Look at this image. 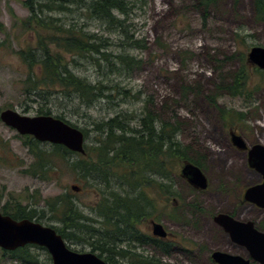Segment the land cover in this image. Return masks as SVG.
<instances>
[{"label":"rangeland","instance_id":"rangeland-1","mask_svg":"<svg viewBox=\"0 0 264 264\" xmlns=\"http://www.w3.org/2000/svg\"><path fill=\"white\" fill-rule=\"evenodd\" d=\"M24 1L0 0V21L8 31L7 34L0 33V114L12 106L11 109L23 115L36 116L38 103L24 102L22 97L28 68L17 54L18 50L36 43L35 33L15 20L29 15ZM146 2L144 10L133 17L136 37L144 38L146 47L143 45V49L131 51L141 61L132 73L107 75L86 63L75 67V72L91 83L119 84L129 90L131 97L117 94L115 100L100 99L92 107L67 96L51 97L48 102L56 112L54 115L63 116L81 129H88L86 144L92 146L97 145L98 137L101 138L93 124L116 115L133 116L136 121L132 122L133 117L130 121L134 125L148 108L162 121L180 122L179 140L188 147L191 163L208 176L207 191L192 199L190 187L179 179L182 162L162 157L154 162V167L142 162L132 167L113 168L108 173V184L86 182L70 168H65L51 181L31 177L23 172L30 161L28 150L23 146V136L0 119V204H5L9 198L26 204L35 195L44 199L63 194L68 189L85 215L102 221L92 208H99L101 198L108 196L106 192H121V176L126 175L134 189L140 188L150 203L149 218L138 225L141 232L150 235L151 221L160 220L158 222L169 231L179 235L177 239L185 245H193V252L182 253L173 249L166 256H160L147 244L136 252L153 256L160 264H211L208 255L212 248H229L212 222L211 213L217 209L232 211L238 198L237 177L242 175V180L248 184L259 179L258 174L247 169L246 161L244 167V163L232 160L236 151L229 146L233 143L242 149L239 144L243 142L250 151L256 145L264 146V82L254 68L249 80L253 84L246 86L253 91L246 97H232L230 85L233 74L242 66L243 55L247 59L253 47L264 48V20L258 18L254 0H215L208 7L202 5L201 0ZM89 30L100 32L95 22L91 23ZM133 95L140 96V99H134ZM222 110L243 113L245 118L228 125ZM232 135L241 140L233 139ZM78 159L76 155L70 158L71 161ZM156 169L163 178L153 171ZM169 170L177 174L174 182L168 177ZM169 186L179 193L175 198H178L181 210L177 212L173 211L172 198L166 191ZM193 200L206 206L207 214L196 217L188 208L195 203ZM235 216L256 218L250 210L236 212ZM66 243L75 251L93 252L88 243ZM36 251L42 259L48 253L41 249ZM0 264L21 263L12 260L0 248Z\"/></svg>","mask_w":264,"mask_h":264},{"label":"trees","instance_id":"trees-1","mask_svg":"<svg viewBox=\"0 0 264 264\" xmlns=\"http://www.w3.org/2000/svg\"><path fill=\"white\" fill-rule=\"evenodd\" d=\"M214 1L201 0L206 7ZM254 4L258 18L264 20V0H254ZM24 5L28 9V17L15 20L35 33L36 43L17 51L28 68L23 80L22 97L24 102L38 103L35 109L37 115H53L78 127L61 115H54L56 112L48 102L51 97L67 96L87 107L94 106L100 99L115 100L117 94L131 97L129 90L119 84L91 83L78 75L75 67L86 63L107 75L132 73L141 61L131 51L146 47L145 39L136 37L133 17L144 10L146 0H25ZM92 22L99 25L100 32L89 30ZM7 32L5 24L0 21V33ZM112 35L115 38L111 39ZM245 59L243 55L242 66L232 76V97H246L247 93L253 91L246 86L253 84L249 80L252 79L250 71L254 68L264 82V71L250 66ZM133 98L139 100L140 96L133 95ZM222 112L228 125L245 118L243 113ZM132 117L116 115L95 122L94 129L101 138L96 139L97 145L86 144L85 154L24 136L23 146L28 150L30 161L23 172L43 181H51L65 168H70L86 182L108 184V173L113 168L132 167L142 162L154 167V162L161 157L165 160L175 159V162L192 160L188 147L179 140L180 122L173 124L168 120L162 121L148 108L134 125L132 122L136 118L133 117L134 121L131 122ZM81 130L87 140L89 130ZM73 155L79 159L71 161ZM153 171L161 176L158 169ZM169 171L168 177L174 182L176 172ZM125 177L121 176L123 182L119 184L122 193L113 190L106 192L108 196L101 198L99 208H92L102 221L85 215L68 189L63 194L44 199L40 195L32 199L30 196L31 202L26 204L9 198L5 204H0V211L16 220H35L55 228L65 241L88 243L92 251L98 252L97 255L107 264H160L153 256L147 257L134 251V243L140 240L138 225L149 218L150 203L142 190L138 187L134 189L131 181ZM170 188H166L168 195H179ZM147 239L145 237L144 242ZM152 241L156 247L160 245L159 241ZM164 247L166 255L170 254L173 245L168 243ZM37 249L46 250L28 245L13 252L4 251V254L21 264H52L50 255L47 253L42 259Z\"/></svg>","mask_w":264,"mask_h":264},{"label":"water","instance_id":"water-1","mask_svg":"<svg viewBox=\"0 0 264 264\" xmlns=\"http://www.w3.org/2000/svg\"><path fill=\"white\" fill-rule=\"evenodd\" d=\"M248 62L264 70V48L253 47L248 55ZM0 119L6 126L16 130L22 136L30 135L41 143L62 145L74 153H86V140L83 131L53 115L29 116L13 109H6L1 112ZM232 137L235 140H241L238 136L232 135ZM239 145L245 146L243 142ZM251 161L255 162L254 166L264 175V146L256 145L253 147ZM182 175L202 190L208 187L206 176L202 170L190 162L184 166ZM73 190H77V188L73 187ZM256 193L261 200L264 194V184L250 189L246 197L247 200L260 202ZM260 205L264 206L262 202ZM215 220L227 227L235 239L245 240V243L250 245L249 247L253 253L258 255V260L264 264V234L254 232L257 244L254 241L255 239L249 235L240 236L243 228L253 230V223L246 224L226 214L218 215ZM154 233L160 237L167 236L163 225L159 223L154 224ZM28 245L46 249L51 256L52 264H107L95 253H80L69 248L55 228L43 225L35 220H16L11 216L2 214L0 211V248L5 251H15ZM213 259L218 264H249V261L240 256L224 252H215Z\"/></svg>","mask_w":264,"mask_h":264},{"label":"flooded vegetation","instance_id":"flooded-vegetation-1","mask_svg":"<svg viewBox=\"0 0 264 264\" xmlns=\"http://www.w3.org/2000/svg\"><path fill=\"white\" fill-rule=\"evenodd\" d=\"M240 146V145H239ZM235 152V154L232 156V160L237 162V163H244L246 161V165H247V169L252 171L255 174H258L259 179L251 184H248L247 182H244V180H242V175H240L239 177L236 178L237 182V189H238V198H237V202L234 206V208L232 209V211L230 212H226L224 210H220L217 209L215 211H213L211 213V220L214 223L216 229H218V231H220V234L222 235V237H224L226 239L227 245H229L228 249H220L218 247H214L210 250L209 255H208V260L211 264H218L215 262V260L213 259V254L215 252H224V253H228L231 255H236V256H240L243 259H245L246 261H249V264H263L261 261L258 260V255L254 254L253 251L250 249V245H248L247 243H245V240L243 239H235V237L233 236V234L231 233V231L228 230L227 227H224L223 225H221L220 223H218L215 218L220 215V214H226L229 215L230 217L234 218L235 220H238L240 222L243 223H253V227L254 229H247V228H243L242 231L240 232V236L244 237V236H250L251 238H254V232L257 231L261 234H264V206H261V202L264 204V194L261 198V200L259 199V195L256 193L257 198L260 200V202H255V201H249L247 200V194L249 192L250 189H253L256 186L259 185H263L264 184V175L261 173V171L255 167V162L251 161V151L250 148L247 149L246 146L239 148L236 147L233 143L230 144V146ZM182 162V169H180V177L179 179H183V181H185L188 186L190 187V190L192 191L190 197L193 199V196L195 195H200L203 194L204 192H206L207 190H201L200 188H198L196 185H193L189 179L187 177H184L182 175V170L184 168V166L191 161L188 160H183ZM244 167H245V163H244ZM203 172H205L202 169ZM206 174V173H205ZM207 176V175H206ZM175 177H177V174H175ZM208 178V176H207ZM209 181V185H210V180ZM230 192V191H229ZM170 199L172 202V209L173 211H179L181 210L180 208V203L178 198L172 197V195H170ZM256 198V197H254ZM195 201V200H193ZM188 208H190L191 210H193V214H195L196 217L198 216H202L204 214H207V207H203L200 205L199 201H195L194 204L191 203V206H189ZM248 210H250L253 214L254 217H256L254 220L251 219H247V218H239L235 216V213L238 212L240 214V212L246 213ZM258 216V217H257ZM259 219V220H257ZM145 221V220H144ZM144 221L140 222L143 223ZM160 220H153L151 221V234L147 235L141 232V229H139V233H140V240H138L139 243H134V251H136L139 247H143L146 244L151 246L154 250H157L159 252L160 256H166V250L164 245L165 244H170L173 245V249H179L182 253H190L193 252V249L191 248V243L190 246L185 245L184 242H182L181 240L177 239V234H175L174 232H171L168 230V228L162 224L161 222H158ZM155 223H159L162 224L164 229L167 232V236L166 237H160L158 235H156L154 233V224ZM149 238L147 239L146 242H144V240L142 239V237ZM255 243L257 244V240L256 238H254ZM152 240H157L159 241V246H155V244H153ZM152 241V242H151ZM247 242V240H246ZM193 246V245H192ZM172 249V250H173ZM171 250V252H172ZM197 251L199 250V248L196 249ZM179 251V252H180ZM145 255V254H143Z\"/></svg>","mask_w":264,"mask_h":264}]
</instances>
